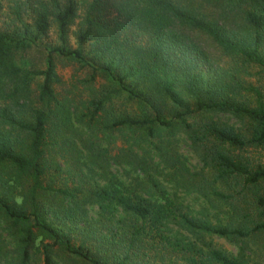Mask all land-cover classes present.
<instances>
[{
  "label": "trees",
  "instance_id": "trees-1",
  "mask_svg": "<svg viewBox=\"0 0 264 264\" xmlns=\"http://www.w3.org/2000/svg\"><path fill=\"white\" fill-rule=\"evenodd\" d=\"M78 1L42 5L33 29L18 9L21 34L0 31V93L14 101L0 112V262L249 264L248 243L264 241V87L250 79L253 67L264 71V0H83L77 46L67 49ZM51 21L60 45L47 51L43 67L28 66L31 42ZM209 43L225 66L212 64ZM68 56H90L89 81L108 82L84 104L87 127L139 132L114 154L108 147L90 154L103 169L94 185L81 166L66 180L56 160L58 136L72 129L56 123L65 107L57 59ZM120 98L134 109L115 106ZM218 111L233 114L239 127L215 120ZM175 132L189 140L199 169L184 162L170 139ZM61 144L73 157L80 150L74 141ZM90 145L82 146L90 152ZM109 161L133 170V181L105 169ZM161 174L212 203L225 221H211L206 210L191 214L164 189ZM91 204L95 221L85 209ZM119 212L129 218L120 233L104 223ZM206 234L239 243V253L229 255Z\"/></svg>",
  "mask_w": 264,
  "mask_h": 264
},
{
  "label": "rangeland",
  "instance_id": "rangeland-1",
  "mask_svg": "<svg viewBox=\"0 0 264 264\" xmlns=\"http://www.w3.org/2000/svg\"><path fill=\"white\" fill-rule=\"evenodd\" d=\"M51 1L52 0H0V31L10 33L16 31V33L21 34L23 27L17 17L18 9L20 10L21 18L24 20V23L29 26V29H33L37 11L42 5H46L51 10ZM58 1L60 4H63L66 0ZM83 10V0H79L76 15L68 26L67 41L65 44L67 49H74L77 46L76 39L82 22ZM201 39L207 41L204 36H201ZM59 45L60 41L57 36V25L51 21L46 35L39 41L31 42V47H29L25 54V62L28 63V66H31L30 61H32V65H39L41 68L44 65V55L47 51ZM208 45H210L208 49L214 61L212 64L225 66L227 64V60L225 58L221 59L218 56L219 51L210 43ZM88 48L89 47H86V49ZM86 49L84 52L88 51ZM86 57L87 59L85 58V60L81 61L71 59L69 56L57 59L56 68L57 72L62 77V84L56 86V91L59 93V98L63 100L65 107L63 110L61 109L56 123H58L60 128L66 127L67 123L72 124V129L67 131L66 135L58 136L60 145L56 149L57 151L55 155L56 160H58L64 170H66V173L63 174L66 180H70V175L74 174L76 167L81 166L82 169L79 173L86 175L90 184L94 185L96 182H103V169L98 167L100 161L93 159L96 165L90 161V154L96 151V148H98L100 153L103 151V148L106 147L109 148V155L114 154L116 148L128 146L129 138L138 135L139 132L126 126L118 128L115 127L108 130L103 129L100 124L94 123L92 128H88V117L86 116L84 119L80 118L81 112L85 111V102L90 101L96 94V91L104 88L103 85L107 86L108 83L102 76L97 77L94 81H89L91 69L85 61L90 60V56ZM251 72L253 73V76L250 77L251 81L261 87H264V71L255 66L251 69ZM39 79L40 78H37V80ZM6 81L7 79L3 78V82ZM31 85V89H35L36 81H33ZM3 88L4 86H0V91ZM108 88L109 86H107V89ZM12 102L14 101L11 100V98H8L5 92L0 93V112L7 109L8 105L12 107ZM115 103V106H118L121 110H131L135 107V104L126 101L123 98L115 100ZM213 118L222 124L231 125L235 128L240 125L238 119L233 114L228 112H215L213 113ZM170 139L173 140L179 153L182 155L184 162L189 166V168L191 170L199 169L202 164L197 155L193 152L190 142L186 136L181 132H175ZM67 140L68 143H72V141L76 142L77 147L80 149L76 152L74 157L70 153L71 149H69V146L61 144ZM91 142L93 145H90ZM84 144L92 146L90 152H87L86 148H83ZM160 167H162V165ZM105 169L111 170L117 175V177L120 178V180L127 184H130L136 176V173L129 167L114 164L112 161L108 162ZM163 176L164 174H161L160 178L163 182L164 189L170 194L175 193L179 200H181L191 211V214L196 215L199 212H205L206 210L209 212L211 221H216V215L222 218V222L225 221L226 217L224 213L222 212L217 214L218 208L213 207L212 203L207 202L199 194H197V192L188 191L181 186L179 187L177 184L169 179L167 180ZM85 207V209H87L89 219H91V221L97 220L99 217L97 206L95 204H91ZM128 219V217H125V214L119 212L114 217H111V222L104 220V223L107 222L108 225L113 226L115 230H117L116 232L120 233V231L124 228L123 223L128 221ZM49 220L57 228H59L61 232L66 233V229L63 227L62 223L56 220V218L49 217ZM78 225H80V223ZM207 239H210L213 243L217 244V246L221 247L229 255L236 256L239 253V243H232L216 234L207 236ZM245 251L246 255L249 256V264H264V241L261 243H254L253 241H250ZM69 262H71V260ZM0 264L3 263L0 262Z\"/></svg>",
  "mask_w": 264,
  "mask_h": 264
}]
</instances>
